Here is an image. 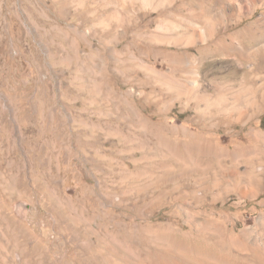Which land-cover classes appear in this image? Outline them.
<instances>
[{"label":"rangeland","instance_id":"rangeland-1","mask_svg":"<svg viewBox=\"0 0 264 264\" xmlns=\"http://www.w3.org/2000/svg\"><path fill=\"white\" fill-rule=\"evenodd\" d=\"M262 119L264 0H0V264H264Z\"/></svg>","mask_w":264,"mask_h":264},{"label":"water","instance_id":"water-1","mask_svg":"<svg viewBox=\"0 0 264 264\" xmlns=\"http://www.w3.org/2000/svg\"><path fill=\"white\" fill-rule=\"evenodd\" d=\"M19 205L22 206L24 209H28V207H29V205L27 203H21Z\"/></svg>","mask_w":264,"mask_h":264},{"label":"trees","instance_id":"trees-1","mask_svg":"<svg viewBox=\"0 0 264 264\" xmlns=\"http://www.w3.org/2000/svg\"><path fill=\"white\" fill-rule=\"evenodd\" d=\"M261 126L264 128V119H262Z\"/></svg>","mask_w":264,"mask_h":264}]
</instances>
